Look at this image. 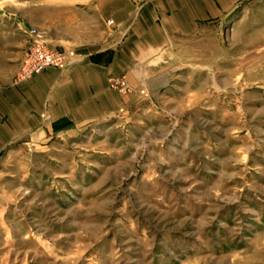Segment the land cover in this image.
<instances>
[{"label": "rangeland", "instance_id": "374dc122", "mask_svg": "<svg viewBox=\"0 0 264 264\" xmlns=\"http://www.w3.org/2000/svg\"><path fill=\"white\" fill-rule=\"evenodd\" d=\"M0 12V83L18 80L27 28L71 59L114 37L99 0ZM151 64L117 115L0 158V264H264V0Z\"/></svg>", "mask_w": 264, "mask_h": 264}, {"label": "crops", "instance_id": "0c3cea01", "mask_svg": "<svg viewBox=\"0 0 264 264\" xmlns=\"http://www.w3.org/2000/svg\"><path fill=\"white\" fill-rule=\"evenodd\" d=\"M239 1L99 0L105 23L114 21L108 45L65 68L0 83V158L16 144H41L128 108L142 80L156 73V57L192 38L204 22L231 13Z\"/></svg>", "mask_w": 264, "mask_h": 264}, {"label": "built area", "instance_id": "2783aa9c", "mask_svg": "<svg viewBox=\"0 0 264 264\" xmlns=\"http://www.w3.org/2000/svg\"><path fill=\"white\" fill-rule=\"evenodd\" d=\"M108 23L113 25L114 21L109 20ZM26 33L32 42L21 63L17 82L26 81L51 67L65 68L72 62L68 52L50 47L44 32L27 28Z\"/></svg>", "mask_w": 264, "mask_h": 264}, {"label": "water", "instance_id": "95a60500", "mask_svg": "<svg viewBox=\"0 0 264 264\" xmlns=\"http://www.w3.org/2000/svg\"><path fill=\"white\" fill-rule=\"evenodd\" d=\"M2 12H0V14H1Z\"/></svg>", "mask_w": 264, "mask_h": 264}]
</instances>
